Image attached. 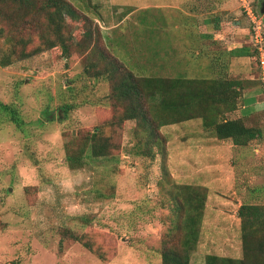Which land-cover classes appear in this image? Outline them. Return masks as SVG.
Wrapping results in <instances>:
<instances>
[{"label":"rangeland","instance_id":"374dc122","mask_svg":"<svg viewBox=\"0 0 264 264\" xmlns=\"http://www.w3.org/2000/svg\"><path fill=\"white\" fill-rule=\"evenodd\" d=\"M262 1L255 11L264 23ZM63 2L72 53L58 45L0 65V102L23 122L18 128L0 111V264H162V239L175 219L171 195L183 183L206 188L188 264H205L209 253L241 257L238 208L264 204V115L251 120L263 137L246 146L205 143L211 138L194 118L159 127L154 156H136L128 151L135 120L118 132L101 124L113 113L110 83L85 71L102 64L103 53L134 77L208 78L215 66L191 48H199L187 16L195 0ZM12 44L0 38V58ZM100 126L117 150L76 161L82 136Z\"/></svg>","mask_w":264,"mask_h":264},{"label":"trees","instance_id":"16d2710c","mask_svg":"<svg viewBox=\"0 0 264 264\" xmlns=\"http://www.w3.org/2000/svg\"><path fill=\"white\" fill-rule=\"evenodd\" d=\"M65 5L63 0H0V38L13 43L10 54L0 58V65L10 64L12 57L28 58L58 45L72 53L74 44L66 22ZM39 22L35 30L17 32L22 24L34 23L36 27ZM101 61L97 68L92 63L84 66L87 73L103 76L110 83L107 95L113 113L101 124L118 132L124 121L135 120L134 141L128 151L136 156H154V148L161 141L155 133L159 127L194 118H201L204 129L216 139L230 141L233 145L246 146L261 138L259 127L247 125L242 117H229L240 98L241 91L235 88L238 81L221 76L136 78L122 71L106 54L101 53ZM0 111L21 128L22 116L17 115L14 106L0 102ZM113 137L111 133H103L101 126L97 131L86 132L76 161H81L82 156L113 155L118 148ZM205 199L204 187L188 183L175 186L171 195L175 219L162 239V264H188L190 253L198 242ZM237 214L242 256L234 258L209 253L205 255V264H264V204L244 202ZM62 233L78 239L69 229H63Z\"/></svg>","mask_w":264,"mask_h":264},{"label":"crops","instance_id":"0c3cea01","mask_svg":"<svg viewBox=\"0 0 264 264\" xmlns=\"http://www.w3.org/2000/svg\"><path fill=\"white\" fill-rule=\"evenodd\" d=\"M190 1L193 3V0ZM241 1L246 0H203V2L195 0L193 3L195 7L188 11L187 16L190 19L189 24L192 25L191 42L197 44L199 48L193 45L191 48L203 53L210 59L211 65L215 66L214 69L212 67L209 78L221 76L238 81L235 88L241 91L240 98L236 109L229 113V117H242L248 125L258 127L257 123L251 124V120L253 115H264V92H262L264 89L258 78L255 49L251 41L252 25L241 8ZM248 1L255 9V3L259 0ZM262 26L264 33L263 22ZM243 97L249 99L250 104L253 105L252 112H244L247 110V104L241 100ZM207 132L202 129V134L205 133L207 138H211L206 139L205 143L217 144L221 141ZM230 145L233 148L237 147L232 143Z\"/></svg>","mask_w":264,"mask_h":264},{"label":"built area","instance_id":"2783aa9c","mask_svg":"<svg viewBox=\"0 0 264 264\" xmlns=\"http://www.w3.org/2000/svg\"><path fill=\"white\" fill-rule=\"evenodd\" d=\"M243 11L252 25V44L255 49V60L258 68V78L264 89V33L262 20L249 2L244 1Z\"/></svg>","mask_w":264,"mask_h":264},{"label":"water","instance_id":"95a60500","mask_svg":"<svg viewBox=\"0 0 264 264\" xmlns=\"http://www.w3.org/2000/svg\"><path fill=\"white\" fill-rule=\"evenodd\" d=\"M260 12H261V13L264 12V1H263L262 4H261Z\"/></svg>","mask_w":264,"mask_h":264}]
</instances>
